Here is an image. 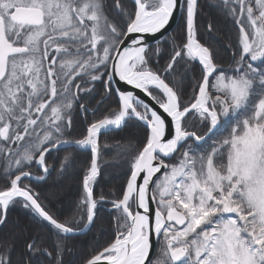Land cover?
I'll list each match as a JSON object with an SVG mask.
<instances>
[{
  "label": "snow or ice",
  "instance_id": "6c2138e0",
  "mask_svg": "<svg viewBox=\"0 0 264 264\" xmlns=\"http://www.w3.org/2000/svg\"><path fill=\"white\" fill-rule=\"evenodd\" d=\"M198 8L199 0H0V175L8 181L0 188V225L21 203L55 237V254L33 237L20 260L14 245L0 242V264H33L40 255L63 264L65 240L92 225L105 200L94 196L101 131L133 119L145 138L120 198L111 201L115 236L86 264H264V0H219L238 31L230 70L198 39ZM181 11L184 39L169 42V59L154 70L161 49L150 50L146 36L161 33ZM193 63L200 78L186 100L188 76L175 80L174 68L187 72ZM97 81L118 97L117 108L72 139V111H88L80 94ZM120 82L169 119L115 86ZM65 148L90 150L92 158L79 210L62 221L31 181L45 180L48 154ZM70 161L69 152L59 172Z\"/></svg>",
  "mask_w": 264,
  "mask_h": 264
},
{
  "label": "trees",
  "instance_id": "16d2710c",
  "mask_svg": "<svg viewBox=\"0 0 264 264\" xmlns=\"http://www.w3.org/2000/svg\"><path fill=\"white\" fill-rule=\"evenodd\" d=\"M109 3H111V0H109ZM128 3L130 4L131 1H128ZM218 5L219 0H199V14L197 17L198 39L201 43L214 50V55L217 56L219 63L226 68L225 70H230L233 64L232 51L237 44L238 31L233 20L218 10ZM108 14L110 17L114 16L111 10H109ZM209 24L212 26L211 31L208 28ZM227 25L230 30L220 29L221 26L227 28ZM216 33L222 36V41L219 42V38L215 35ZM173 38L178 41L184 39L183 15L174 33L168 37L169 42ZM229 45L232 47L230 48ZM157 46L160 47L161 51L159 57L154 58L152 66L154 70H161L169 59L171 49L169 46L164 47L162 43H158L150 47V50ZM156 59L159 61L158 64L155 63ZM174 72L176 73L175 80H181L185 76H188L183 84V94L184 98L189 100L192 96L190 85L193 82V78L195 80H199L200 78V66L197 63H193L187 69V72H185L184 67L181 65L179 68H174ZM83 86L81 84V87ZM89 87H92V85L89 84ZM80 95L88 111L83 112L78 105L74 107L72 111V127L68 133L72 139L82 138L86 134V128L90 122L103 118L117 108V96L111 94L106 98L107 93L104 91L102 81L95 82V86L92 87L90 93H81ZM197 130L199 132L204 129L201 127ZM144 138V126L134 119L129 120L120 130L101 134L99 138L100 175L94 184V196L99 198L100 195H103L105 200L100 202L95 222L90 231L81 236H69L65 240L66 247L70 251L64 253L63 264H72L77 252L89 251V254L79 263L86 264L89 258L113 241L115 236V210H110L112 208L111 201L120 198L129 175V162L136 153V150L142 147ZM209 143L210 141H207L201 145L200 150L207 149ZM196 146L193 145V147ZM69 152L71 153L70 166L61 173L59 172V165L63 157L68 155ZM47 158L51 163L50 174L43 182L37 183L31 181V187L40 193L41 201L46 208L63 221L71 218L79 210L78 206L83 195V177L87 173L92 154L89 151L65 148L49 153ZM33 171L35 173L37 170L33 169ZM0 178L4 177L0 175ZM58 186L61 188L60 194L62 193L61 195L64 196L59 200H55L52 197L56 193L53 192L52 194L51 190H56ZM73 189L76 190L75 194H71ZM47 198L49 200L52 199V202L47 201ZM9 225L10 228L6 229ZM78 227H83V221H81V225ZM20 229L25 230L26 240L22 251L20 250L21 245L19 246V250L16 251L14 249L17 242L15 241L16 236L13 233H17ZM53 232L54 230L47 222L40 220L30 209L24 208L21 203H16L9 207L7 220L0 227V242L14 245V260L17 256L21 258L28 256L25 245L33 237L42 238L43 246L55 254L53 249V240L55 239ZM6 235H8L9 240L5 239ZM156 254L159 253L156 252ZM49 259L43 255L33 257V264H36L37 261H39V264H48Z\"/></svg>",
  "mask_w": 264,
  "mask_h": 264
},
{
  "label": "water",
  "instance_id": "95a60500",
  "mask_svg": "<svg viewBox=\"0 0 264 264\" xmlns=\"http://www.w3.org/2000/svg\"><path fill=\"white\" fill-rule=\"evenodd\" d=\"M128 1H131V0H128ZM182 13H183V11H181V13L178 14V15H174V19H173V21H171L170 24H169V26H168L166 29L162 30L161 33H157V34H155L154 36H153V35H147V36H146V43L151 47L152 45L158 43L159 41L163 40V39L166 38L167 36L171 35V34L175 31V29H176L178 23L180 22V20H181V16H182ZM126 43H127V41H126ZM197 64H198V63H197ZM115 86L120 87L121 90L132 91V92H134V93L137 94L141 99H143L145 102L149 103L152 107L156 108L157 111H160L161 114L164 115L166 119H169V118L166 117V114H163V113H162V110H160V109L158 108V106H157V105H156V104H155V103H154L149 97L145 96V95H144L143 93H141L139 90H137V89H133L131 86L124 85L123 82H120L118 85H115ZM117 98H118V97H117ZM140 123H141V122H140ZM126 124H127V123H126ZM126 124H125V125H126ZM141 124H142V123H141ZM123 127H124V126H123ZM123 127L119 128V129H112V130H110V131H117V130L122 129ZM105 132H106V131L102 130V131H101V134H102V133H105ZM107 132H108V131H107ZM101 134H100V135H101ZM204 143H205V142H199V145H203ZM58 150H60V149H58ZM58 150H54L53 152L58 151ZM79 150H82V151H89V152H90V150H83V149H79ZM157 175H159V174H157ZM47 177H48V176H47ZM47 177H46V178H47ZM154 179H155V177H154ZM45 180H46V179H45ZM45 180L38 181V180H36L35 178L32 179V181H34V182H38V183L43 182V181H45ZM98 207H99V204H98ZM98 207H97V209H98ZM153 207H154V206H153ZM95 218H96V217H95ZM94 222H95V219H94V221H93V224H94ZM93 224L90 225V226H88L87 228H84L83 231H79V232H77L76 234H73V235H71V236H81V235H85V234H87V233L90 231V229H91V227L93 226ZM0 227H1V225H0ZM157 247H158V245H157L156 243H154V244H153V248H154V253H155V254H156V251H155V250H157ZM152 255H153V254H150V259L152 258Z\"/></svg>",
  "mask_w": 264,
  "mask_h": 264
},
{
  "label": "bare ground",
  "instance_id": "6f19581e",
  "mask_svg": "<svg viewBox=\"0 0 264 264\" xmlns=\"http://www.w3.org/2000/svg\"><path fill=\"white\" fill-rule=\"evenodd\" d=\"M179 24V23H178ZM178 26V25H177ZM177 28V27H176ZM219 36H221V35H219ZM222 38H219V42L220 41H222L221 40ZM75 192H76V190L75 189H73V191L71 192V194H75ZM62 194V193H61ZM60 193L59 194H54V196L52 197L53 199H55V200H59V199H61L62 198V196H64V195H61ZM52 200V199H51ZM51 200H49L48 198H47V201H51ZM52 202V201H51ZM18 236L16 237V246H15V249L14 250H16V251H18L19 250V246L21 245V243H23L25 240H26V235H24V232H22V231H18ZM26 233V232H25ZM89 254V251H81V252H77L76 253V255H75V259H74V261H73V263L72 264H79L81 261H82V259L83 258H85L87 255Z\"/></svg>",
  "mask_w": 264,
  "mask_h": 264
},
{
  "label": "rangeland",
  "instance_id": "374dc122",
  "mask_svg": "<svg viewBox=\"0 0 264 264\" xmlns=\"http://www.w3.org/2000/svg\"><path fill=\"white\" fill-rule=\"evenodd\" d=\"M226 27H227V28H225L224 26H221L220 29H221V30H222V29H223V30H225V29H226V30H227V29L230 30L228 25H227ZM215 35L217 36V38H222V36H219L217 33H216ZM162 45H163L164 47L169 46V40H168V38H167V39H164V40L162 41ZM220 46H221V45H220ZM60 190H61V188H60V186H58L56 190H51V193L53 194V192H55L56 194H59V193H60V192H59ZM11 225H12V224H11ZM9 228H10V225H9L6 229H9ZM15 230H16V229H15ZM15 230H14V231H15ZM20 230H21V229H20ZM20 230H19V232H20ZM14 231H13V232H14ZM21 231L24 232V235H26L25 230L22 229ZM27 231H28V230H27ZM11 234H12V233H11ZM18 234H19L18 232H17V233H13V235H15L16 237L18 236ZM5 239H6V240L8 239V235L5 236ZM8 240H9V239H8ZM14 242H15V241H14ZM24 243H25V241H24L23 243H21V248H20L21 251H22V249H23V244H24ZM20 259H21V257H18V256L15 258V260H20Z\"/></svg>",
  "mask_w": 264,
  "mask_h": 264
},
{
  "label": "flooded vegetation",
  "instance_id": "af4514ba",
  "mask_svg": "<svg viewBox=\"0 0 264 264\" xmlns=\"http://www.w3.org/2000/svg\"><path fill=\"white\" fill-rule=\"evenodd\" d=\"M223 68L226 69L225 67H223ZM7 184H8V181L6 179L0 178V188L5 187Z\"/></svg>",
  "mask_w": 264,
  "mask_h": 264
}]
</instances>
